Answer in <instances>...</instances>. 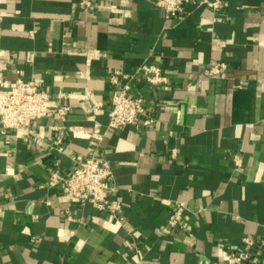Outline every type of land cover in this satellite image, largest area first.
I'll return each mask as SVG.
<instances>
[{"label":"crops","instance_id":"obj_1","mask_svg":"<svg viewBox=\"0 0 264 264\" xmlns=\"http://www.w3.org/2000/svg\"><path fill=\"white\" fill-rule=\"evenodd\" d=\"M80 1L0 0V77L70 106L29 131L0 122V264H227L244 235L264 260V0H190L182 18L155 0ZM143 61L169 78L133 83L155 121L108 128L110 74ZM93 152L113 167L121 221L46 184ZM178 201L182 225L166 227Z\"/></svg>","mask_w":264,"mask_h":264},{"label":"built area","instance_id":"obj_2","mask_svg":"<svg viewBox=\"0 0 264 264\" xmlns=\"http://www.w3.org/2000/svg\"><path fill=\"white\" fill-rule=\"evenodd\" d=\"M190 0H155L157 7L162 8L166 16L183 17L184 6ZM93 0H81L82 7L91 6ZM200 4L208 3L213 9L222 7V0H199ZM3 14L0 12V22ZM226 68L224 61H217L209 66L208 73L212 77H219ZM112 85L111 108L109 111L108 128L114 129L123 125L143 124L151 125L155 120L148 114L145 98L141 95H132L133 83L142 79L152 86H163L167 89L169 78L162 67L154 62L143 61L131 70L115 69L110 74ZM65 96V93H61ZM50 94L44 88L41 81L36 79H24L18 77L9 81L0 77V122L1 131L5 133L8 129L29 131L33 122L44 117H64L70 110L69 105L51 106L49 104ZM56 130L60 132L58 142H62V135L66 127L57 125ZM97 140L102 139L101 134L96 135ZM40 142V140H38ZM176 155V153H172ZM73 170L64 175L57 169L50 172L46 181L47 185L60 184V195L68 199H76L81 205L90 204L97 209L108 211L114 218L121 221L122 201L116 197L119 186L115 183L113 167L108 158L103 155L92 153L90 156L77 159ZM235 165H241V160L234 157ZM57 164V163H56ZM186 204L178 201L177 206L169 213L166 227H178L182 225ZM68 218H71L70 207L65 210ZM244 247L238 248L234 245L227 247V264H264L263 258L258 251L253 250L254 239L250 235L241 238Z\"/></svg>","mask_w":264,"mask_h":264}]
</instances>
